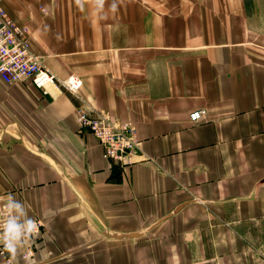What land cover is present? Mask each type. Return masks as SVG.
I'll return each mask as SVG.
<instances>
[{
    "label": "crops",
    "instance_id": "obj_1",
    "mask_svg": "<svg viewBox=\"0 0 264 264\" xmlns=\"http://www.w3.org/2000/svg\"><path fill=\"white\" fill-rule=\"evenodd\" d=\"M3 6L46 69L83 81L0 77V206L45 225L11 264H264V0ZM81 105L137 127L135 164L104 158Z\"/></svg>",
    "mask_w": 264,
    "mask_h": 264
},
{
    "label": "built area",
    "instance_id": "obj_2",
    "mask_svg": "<svg viewBox=\"0 0 264 264\" xmlns=\"http://www.w3.org/2000/svg\"><path fill=\"white\" fill-rule=\"evenodd\" d=\"M0 77L8 84L30 81L38 89L47 92L50 87H57L77 96L83 81L76 75L66 79L58 78L43 65L41 58L33 53L30 30L27 26L16 23L7 13L0 0ZM76 116L82 130L88 131L100 143L106 160L127 169L136 163L140 150V138L135 125L123 124L106 113H95L86 106L76 108ZM207 116V110H198L190 114L192 123H198ZM3 203L0 206V232L8 215ZM33 229L22 238L27 241L44 233L45 225L40 219H34ZM35 248L27 246L24 258L34 256ZM0 256L11 264L10 251L0 239Z\"/></svg>",
    "mask_w": 264,
    "mask_h": 264
},
{
    "label": "clouds",
    "instance_id": "obj_3",
    "mask_svg": "<svg viewBox=\"0 0 264 264\" xmlns=\"http://www.w3.org/2000/svg\"><path fill=\"white\" fill-rule=\"evenodd\" d=\"M4 208L8 215L4 221L3 232H0V239H3L4 246L10 252H14L22 238L33 229L35 221L28 217L24 204L11 193L6 197Z\"/></svg>",
    "mask_w": 264,
    "mask_h": 264
}]
</instances>
